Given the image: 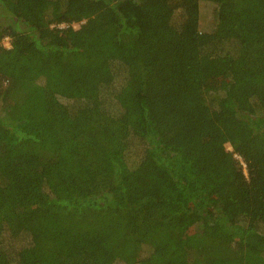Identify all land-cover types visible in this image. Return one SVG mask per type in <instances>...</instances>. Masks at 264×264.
Returning <instances> with one entry per match:
<instances>
[{"label": "trees", "instance_id": "obj_1", "mask_svg": "<svg viewBox=\"0 0 264 264\" xmlns=\"http://www.w3.org/2000/svg\"><path fill=\"white\" fill-rule=\"evenodd\" d=\"M0 264H264V0H0Z\"/></svg>", "mask_w": 264, "mask_h": 264}, {"label": "rangeland", "instance_id": "obj_2", "mask_svg": "<svg viewBox=\"0 0 264 264\" xmlns=\"http://www.w3.org/2000/svg\"><path fill=\"white\" fill-rule=\"evenodd\" d=\"M5 44L9 46L10 45V39H5Z\"/></svg>", "mask_w": 264, "mask_h": 264}, {"label": "clouds", "instance_id": "obj_3", "mask_svg": "<svg viewBox=\"0 0 264 264\" xmlns=\"http://www.w3.org/2000/svg\"><path fill=\"white\" fill-rule=\"evenodd\" d=\"M7 39H9V38H7ZM9 46H11V42H10V45Z\"/></svg>", "mask_w": 264, "mask_h": 264}]
</instances>
